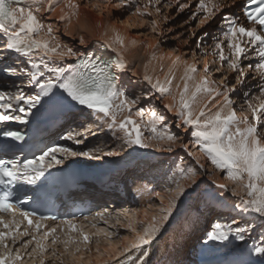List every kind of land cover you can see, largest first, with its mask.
<instances>
[{"label": "snow or ice", "instance_id": "snow-or-ice-1", "mask_svg": "<svg viewBox=\"0 0 264 264\" xmlns=\"http://www.w3.org/2000/svg\"><path fill=\"white\" fill-rule=\"evenodd\" d=\"M160 4L161 0H100L91 7L99 10L111 6L114 9L127 10L132 16L144 18L152 17L153 12L150 9H154L159 15L161 8L157 5ZM173 4L182 12L184 9H191L192 0H168L163 6L172 7ZM253 5L249 11L248 8ZM194 6L195 12L191 13V18L196 19L199 16L198 26H204L221 13L224 7L232 5H226L224 0H196ZM80 7L81 4L76 0H0V73L16 76L26 81L28 86L27 91L24 88L15 92L0 89V123L27 124L40 107L45 104L56 106L67 100L87 111L89 116L94 114L93 123L97 124L98 129L106 128L119 141L116 147L107 151L99 147L78 151L65 145L52 144L45 146L38 155L26 156L22 160L19 157L0 159V214L11 216L10 220H6L4 215H0V264H24L21 249L27 250L34 241L36 246L27 255L33 259L39 256V264H45L44 254L49 246L44 241L56 232L55 227L49 228L41 237L32 235L31 239L22 241L16 247L21 236L29 235L28 228L34 225V230L39 232L44 227L40 221L55 219L41 216L34 222L31 219L35 216L34 212L20 210L25 201L12 202L14 189L19 182L35 184L49 169L63 164L69 157L99 159L101 156H120L123 150L133 146H155L158 150L170 152L179 141V148L186 153L190 162L184 166L178 165L170 178L171 186L166 189L167 204L164 203L165 196L160 192L155 193L160 198L157 214L148 219L149 213L145 209L144 220H138L137 214L126 216V224L116 220V224L133 235L130 238L120 237L118 232L107 233L106 235L116 236L121 245L112 247L111 250L116 251L113 257L110 249L106 248L101 252L97 241V260L108 253L109 259H114L116 264H147L149 252L146 246H150L160 234L185 193L198 184L197 178L207 175L205 165L201 163L197 152L224 179L231 182L233 186L230 191L238 198L235 208L243 215L264 221V0H245L242 5L243 16L246 18L244 22L234 15L222 17L220 34L212 37L214 43L211 52L216 58L212 64L219 65L215 67V72L221 73V79L211 78L208 62L204 63L201 70L195 62L184 61V73L180 77L182 86L176 84L174 93L173 81L176 77L173 68L181 62L180 56L172 60L163 80L159 76L149 75L147 64L144 66L142 80L147 89L142 94L143 98H170L164 108L167 112L174 113L175 128L187 131L188 142H184L180 133L173 131L166 123V115L155 108L146 111L139 106L142 96L129 94L119 83L115 72H122L128 67L125 59L128 45L115 28H112V37H108L107 32L103 33L106 37L103 47L112 53L104 58L78 51L63 43L54 33L52 23H46L47 17L55 14L58 9L57 19L65 24L64 31L67 33L73 19L79 17ZM170 18L164 17L165 20ZM147 22L151 25L152 32L158 31L156 19ZM79 31L77 29L78 33ZM208 35L205 32L197 38L198 48ZM78 43L87 44L83 34L78 35ZM136 43V40L129 41L133 46ZM154 47L158 48L159 43ZM9 52L28 58L24 66L21 67L19 61L9 64ZM33 56H39L40 62L36 63ZM71 58H75L74 66L65 67L56 63ZM152 59H156L155 52L152 53ZM25 68L28 70L25 71ZM229 71L235 74V84L229 81ZM253 73L254 79L258 77L256 92L245 91L244 102L237 109L232 94L238 91L237 85H244L246 78ZM88 134L95 135L91 130ZM0 136L14 141L24 139L19 131L0 130ZM61 138L79 145L84 142L85 136L69 131ZM216 187L229 190L227 184H216ZM151 208L153 204L149 203L148 209ZM18 212L27 221L28 228L23 231L20 230L23 221L16 218ZM97 215L104 219L102 214ZM61 223L68 225L72 232L80 231L82 239L77 242L75 237L67 235V239L61 241L59 236H54L51 244L56 245L60 241L64 245L65 253L73 261L83 260V255L77 256L76 253L81 252L80 243H83L85 250L91 251L87 247L90 236L78 229L72 220ZM92 227L96 225L93 224ZM104 231L98 229L94 235L99 236ZM250 231L252 228L249 221L238 223L233 218L230 223L217 221L206 235L208 240L223 244L232 239L244 242ZM124 241L127 243H123ZM70 244L77 245L72 252H69ZM247 253L264 260V238L253 243ZM51 255L60 259L55 248ZM61 264H64L63 260ZM104 264H108V261H104ZM240 264L251 262L241 261Z\"/></svg>", "mask_w": 264, "mask_h": 264}, {"label": "rangeland", "instance_id": "rangeland-1", "mask_svg": "<svg viewBox=\"0 0 264 264\" xmlns=\"http://www.w3.org/2000/svg\"><path fill=\"white\" fill-rule=\"evenodd\" d=\"M87 1H90V0H79V2L81 4H83V5H85V2H87ZM184 2H187V0H184ZM166 3H168V0H161V4L157 5V7L161 8V12H160L159 15L155 13L154 9H151V11L153 13H155V15H158V31L155 32V33L153 32L155 34L154 35L155 44L159 43V47L162 48V50H164V52H167V51L170 52L171 51L172 53L179 54L178 50H177V48H178L177 44L180 41L185 43V41H186L185 39H187L186 46L183 47V49H182V50H184L186 52V60H187V58L191 59V57L193 55L194 59L197 61V67L202 70L203 69V65H204V63H205V61L207 59V62L209 63L210 68H211L212 77L215 78L216 80L221 79V73L215 72V67H217L219 65L218 64H216V65L212 64V61L216 59L215 57H213L211 55L212 45L214 43L212 37L214 35H219L220 34L219 33V25H220V22L222 20V17L224 15H234V12H236V11L233 9V7H236V5L233 6L231 4V2H228V1L226 2L225 1L224 3L226 5H232V6L224 7L222 12L218 13L210 22H208L204 26H198L199 16L196 19H192L191 18V13L195 12V6L194 5L196 3V0H192V5H191V9L190 10L189 9H184V11H182V12L178 11V8H177V6L175 4H173L172 7H164L163 5L166 4ZM104 10H105V12H108V13L114 12L115 15L117 16V18L120 19V21H123L124 19H127L128 17L131 16V13L129 11L124 10V9H114L111 6H109L108 8H106ZM232 10H233V13H230V12H232ZM165 16H168V17H171V18L168 19V20H165L164 19ZM50 20H51V22L54 21L53 15L47 17V22H50ZM120 21H119L118 24H119L120 27H122L123 25L120 24ZM147 21H141L140 25L129 27V28H131V30H129V33L132 35V37L139 38L136 41L139 42V43L140 42H144L143 44H146V46L148 45L147 42H146L147 37L144 36V34L152 32L150 27H148L149 23ZM185 21H187V23H185ZM120 27L119 28H115V29L119 33L122 34L123 31H121ZM110 28H114V27L112 25H110ZM190 28L191 29L193 28V31H191ZM181 30H186V32L181 33ZM192 32L195 33V35H193ZM205 32H207L209 35H208V37H206L204 39V41L200 44V47L198 48L197 44H196L197 38L200 37ZM60 34H61L62 40H69L70 39V37L67 36L64 33V31H63V33H60ZM148 41H149V39H148ZM77 44H78V40H77ZM144 50L146 51L147 47L146 48L144 47ZM205 53H207V55H205ZM184 59H185V57H184ZM245 63H247V61H245ZM57 64H61V63L58 62ZM165 65H167V64H165ZM61 66H63V65L61 64ZM160 68H161V66H159L158 69H160ZM162 68H163V66H162ZM160 70H158V72H156V73H161L162 74L163 71L162 70L160 71ZM222 71H224V69H222ZM126 74L128 76L125 75V79H123V78L118 76L119 79L121 78L119 80L121 82L120 83L121 86L124 89H126L127 92L129 94H131V95H140V96H142V94L147 89L146 83L142 80V75L140 76V75L136 74L137 75L136 76V75L131 74V72H128V73L126 72ZM227 75L229 77L230 83L231 84H235L236 83L235 74L229 71V72H227ZM254 76H255L254 73L252 75L248 76L246 78V80H245V84L244 85H237V89H238L239 93L232 94V96H235V95L237 96V99H234V101L237 100L235 102V106H236L237 109H239L240 106L244 102L243 93L245 91H249L251 93H255L256 92L258 77L254 79L253 78ZM25 82H23L21 84L24 85ZM142 83H143V85H141ZM173 92H175L174 88H173ZM166 100L168 101V99L160 100V99H157L156 97H151L150 99H146V98H143V96H142V102H141V104L139 106L144 107L146 109V111L149 108H155L156 111L166 115V117H167L166 123L172 128L173 131H176V132L180 133L181 138H182V140L184 142H188L187 131L184 130V129H176L175 128V125H174V113H170V112H167V111L164 110L165 109L164 108V103H166L165 102ZM238 104H239V106H238ZM87 115L89 117L88 120L85 121L82 126H76L75 127L76 128V133H81V134H83L85 136L84 142L82 144L76 145L75 143H73L71 141V143L76 148L75 150H78V151L79 150H91V149H95V148H98V147L99 148H104V149H110V147H113V146H116L117 144H119V141L115 140L112 137V135L107 131L106 128H104L103 130L98 129L97 124L93 123V119L95 118L94 115L93 116H89L88 113H87ZM145 119H147V117H145ZM89 130L94 132L95 135H89L88 134ZM188 131H190V130H188ZM74 147H71V148L74 149ZM190 147H191V145H190ZM148 149L153 151L154 154H155V152L159 153L158 155H154V156L148 158L147 160L145 159L146 162L149 163V165L150 164L153 165V164H156V163L157 164L158 163L159 164L162 163V165H166L167 166L166 171H168V165H169L171 171L169 173H166V174L164 173V175H162V176H164V178H163L164 179V183H162L160 185V182L157 183L158 179L155 178L157 176L153 175L154 172L151 171L150 173H148L150 171V169L147 170V173L145 175L147 177H145L144 180L146 182L149 181L150 184H151L150 189H149L150 190L149 191L150 192V196L147 197V199H145L144 202H146V204L143 202L142 206H145V205H147L149 203H151V204H160V198H158L155 195V193L156 192H160V193L166 194V189L171 186L170 178L172 177L173 173L176 171L177 166L178 165L179 166H184L185 163L190 162L189 158L186 155V153L179 148V141L173 147V151H170V152L169 151H164L162 149L158 150L155 147H151V148H148ZM193 151H196V149H193ZM196 154L199 156L198 152ZM70 158H74L76 160L77 159L78 160L79 159H86L85 157H70ZM200 160H201V163H203L205 165V168L207 170V175H202V176H199L197 178L198 179V184L194 188L189 189L185 193V195L181 198V200L179 201L178 207L174 211L172 217L164 225L162 231L156 237V239L151 243L156 248L155 249V254L157 253L155 255V258H153V259H155L154 260L155 264H169V262L171 260L170 259L171 256L174 253H176L179 248H177L176 243H174V245L172 247H170V248H168L166 250H165L164 246L163 247H160V246H162L163 243H166V244L169 243L170 239H176L177 235H175L176 234L174 232L175 229H173V228L179 227V230H181L182 227H183L184 219L190 212H193L195 210H203V211L211 210L212 209V203L215 202L216 200H218L221 205L225 206V208H222L223 211L219 210L218 212H216V211L212 212L211 219H210L209 222H207L205 224V227H203L204 226L203 225L201 227L197 226L195 228V230H193L192 228L188 229V239L187 240H183V241L180 240V242H182L181 246L182 245H187L190 248L192 246L190 244H191V242H192L191 240L193 238L201 236V233L204 232V231L209 232L211 230L212 226L214 225L213 223H215V221H216L215 219L217 218L216 217L217 214H219V213H228V211L231 213L232 211H234V212H236L237 215H241L239 210L235 208V204L237 203L238 198L233 196L231 191H230L231 187L233 186L231 184V182H229L228 180L224 179L222 174L220 172H218L213 166H211V164L208 161L205 163L202 160L201 157H200ZM137 166L135 168H133L134 170H132L130 172H132L134 174H138V176L135 175L137 177L141 176L142 174H145L144 171L138 170L139 167H137ZM152 176H154V178H155L154 180L155 181H150V177H152ZM128 183H130V182H128ZM152 183H154V184L152 185ZM221 183L222 184H227L229 190L228 191H224V190H221L218 187H216V184H221ZM222 195L228 196L231 201L228 202V203H222L217 198V196H222ZM131 197H133V196H131ZM123 202H125V201H123ZM136 202H138V205H140V203H139L140 201H136ZM164 203L167 204L166 196H165ZM156 209H157V207H156ZM114 212H116V211H112L113 214L111 213V216H110L111 224H110L109 221L106 220L107 223H109V224H108V226L102 227V229H104L105 231L102 232L99 236L106 235L107 233H112V232H118L119 236H121L122 234L126 235V234L130 233V231L127 230L126 228H123L120 225L116 224V220H117L116 217H119V215L117 216L116 214H114ZM107 214L110 215V212H108ZM119 214H121V213H119ZM121 215H123V214H121ZM234 218H235L236 221L240 220V221H237L238 223H244L245 221H249L250 222V227L252 228V231H250L248 233V236L246 237V241H244V242L232 239L229 242H226V243L222 244V243L217 242V241L208 240L209 241V245L211 247H213V249H214L213 251L214 252H218L219 251L218 254H220L221 257H222L221 253H224L225 255H227L228 253L235 255V254L239 253L240 251H242L240 253H243L244 256L247 257L248 256L247 249L253 243L259 242L260 239L264 238V221H262V220H260L258 218L254 219L252 216H247L245 218V220H242L239 217H234ZM232 220H233V218L229 221V223ZM166 225L168 227H170V228H168ZM69 234L71 236H74L77 239V242H80L81 239H82V237H80V236L79 237L75 236L74 233H65V234H63V237L60 240L67 239V235H69ZM64 236H66V237H64ZM107 236L110 237V238L114 237V236H109V235H107ZM204 236L205 235H203L201 237H204ZM49 240H51L50 237H48L47 240L44 241V243L49 246L48 250H50V248L52 249V246H54V245L51 244V241H49ZM59 242L60 241H58L57 244H59ZM92 243H94V241L90 242L91 245H93ZM124 243H127V242L125 241ZM199 244H200V242H199ZM72 245H76V244H70L69 246H72ZM30 247L27 250L31 251L32 247L31 248ZM146 247H147V250L149 252L148 256H151L153 251L149 250L150 246H146ZM201 248H200V246H197V249H199L200 251H201ZM203 248H205V247H203ZM199 250H198V252H199ZM51 252H52V250H50V252L47 253V256L45 258V264H47V262H49V264H54V261H55L56 258L52 257ZM212 254H214V253H212ZM185 255H186V253H185ZM187 259H189V258H187ZM59 261H61V260H59ZM113 263H116L115 260L112 262V264ZM108 264H110V263H108ZM176 264H179V263H176Z\"/></svg>", "mask_w": 264, "mask_h": 264}, {"label": "bare ground", "instance_id": "bare-ground-1", "mask_svg": "<svg viewBox=\"0 0 264 264\" xmlns=\"http://www.w3.org/2000/svg\"><path fill=\"white\" fill-rule=\"evenodd\" d=\"M225 1L226 2L227 1L231 2V4L233 6L234 5L237 6L238 3H239V0H224V2ZM76 2L80 3L79 0H76ZM97 2H100V0H90V1L85 2V5L80 3L81 4L80 10H79L80 11V15H79L78 18H74L73 19L72 26L68 29L67 33L64 31L65 24L63 22H60L57 19V17L59 16V10L57 9L56 13L53 14L54 21L51 22V20H50V22L53 25L54 33L60 38V40L63 43L68 44L69 46H72L74 49H76L78 51L86 52V51H88L91 48L93 43L103 44L104 39L106 38V37L103 36V33L107 32L108 37H112L114 35V33L112 32V28H110V25H112L114 28H119L120 26H119L118 23H119L120 19L117 18V16L115 15L114 12H111V13L105 12L104 9H106V8H101L99 10L93 9L91 7V5L93 3H97ZM151 19H156L157 22H158V15H155V13H153L152 17H144V18L131 15L127 19H124L123 21H120V24L123 25L122 27H120L121 31H123L122 34L121 33L120 34L125 38V43H126V45H128V50L125 53V59L128 62V67H127L126 70H124L122 72L119 71L120 72L119 73V77L125 79V75L128 76L126 74V72L127 73L131 72V74H133V75L137 74V75H140V76L142 75L143 76V74H144V66L147 64L149 75H152L154 77L155 76H159L160 79L163 80L165 74L168 73L169 67L172 65V60L175 59L176 56H180L181 57V62L178 63L173 68V73L175 74V77H176L175 80L173 81V88H174V91H176V89H175V85L176 84H180L182 86V81H181L180 77L184 73V68H185L184 61H187L189 63L195 62L196 64H197V61L194 59L193 55H192L191 59L187 58V60H186V52L184 50H182L183 47L186 46V43L181 42V41H180L181 43L179 42L177 44V46H178L177 50H178L179 54L172 53L171 51L170 52L169 51L164 52V50H162V48L154 47L156 44H155V40H154V35L155 34L153 32H149V33L144 34V36L147 37V39H146V42L148 44L147 46H146V44H143L144 42H140V43L137 42L134 46L130 45L129 44L130 40H134V39L138 40L139 38L132 37V35L129 33V30H131V28H129V27L140 25L141 21H147V20H151ZM46 23H47V19H46ZM148 27H150V29H151V25L150 24H148ZM77 29L80 30L79 33L77 32ZM63 31H64V33L67 36L70 37L69 40H62L60 33H63ZM191 31H193V28L191 29ZM184 32H186V30H181V33H184ZM69 33H71V34H69ZM79 34H83L85 36L87 44H85L84 46L80 45L79 43L77 44V40H78V35ZM148 39H149V41H148ZM185 40L187 41V39H185ZM144 47L145 48L147 47L146 51L144 50ZM153 52H155L156 59H152V53ZM161 57H163V59H161ZM184 57H185V59H184ZM27 59L28 58H23L22 60L25 61ZM32 59L33 60L39 59V56H33ZM58 62L59 61H57L56 63H58ZM74 62H75V58H71V59H66L64 62H59V63H61L65 67H69ZM205 62H207V59H206ZM165 64H167V65H165ZM161 65L163 66V68H162L163 73L162 74L161 73H156V72H158V70L161 69V68L158 69L159 66H161ZM198 78L199 77L197 76V79ZM211 78H213L212 75H211ZM120 79L118 78V80H120ZM213 79H215V78H213ZM23 82H25V81H23ZM119 83H121V82L119 81ZM141 85H143V83ZM237 93H239V91H237L236 93H233V94H237ZM232 98L233 99H237V96L236 95L232 96ZM167 99H168V101L166 100L165 102L169 103L170 102V98H167ZM236 101L237 100H235V102ZM238 106H239V104H238ZM164 110L166 111V109H164ZM114 147H116V146L110 147V149L114 148ZM151 147H155V146H150V147H147V148H151ZM144 149L145 148H141V147H138V146H133V147L127 148L126 150H123L122 154L127 152V150H133V151H136V152H141ZM107 150H109V149H105V151H107ZM158 154L159 153H157V152H155V154H154L153 151H152L151 155L148 156V158H150V157H152L154 155H158ZM198 154H199V157H201L202 160L206 163L207 160L203 157V155L200 154L199 152H198ZM108 157H110V156H101V158H108ZM115 157H118V156H115ZM85 158L86 159H91V158H87V157H85ZM148 158H146V160ZM146 160L144 159V161L141 164H139L138 166L135 165V167L136 166L139 167L138 170H140V171H144V169H146V170L150 169V171L148 173H150L151 171L154 172L153 175L157 176L155 178L158 179L157 183L160 182V185L162 183H164V179H163L164 176H162V175H164V173L166 174V173H169L171 171L169 165H168V171H166V168H167L166 165H162V163H160V164L156 163V164H153V165H151V164L149 165V163H147ZM154 176L150 177V181H155L154 180L155 179ZM138 182H139V180L137 178V179H134L132 182L128 183V185L126 186V192H127V194L129 193L130 197L133 196L136 199V201H140L139 202L140 205H138L135 208L134 207L133 208H129L128 210H123V211L119 210V211L114 212V214H116L117 216L119 215V217H116V219H119L122 224H126L127 220L125 219V217L126 216H131L132 214H137L136 218L138 220H144L145 219V217H144V210L145 209H147L148 213H149L148 219H150L153 214H157L158 211H159V207L158 206L160 204H153V208H151V209H148V204L145 205V206H142V203L145 201V199H147V197L150 196V192H149L150 190L149 189H150L151 184H150L149 181L146 182L145 180L143 182H139V183ZM153 184L154 183H152V185ZM161 195L162 196H166V194H163V193H161ZM217 198L222 203H228V202L231 201L228 196H224V195L217 196ZM144 203L146 204V202H144ZM156 207H157V209H156ZM222 208H225V206L221 205L220 202L218 200H216L215 202L212 203V209L211 210H208V211L207 210L206 211L195 210L193 212H190L185 217L184 222H183V227H182L181 230H179V227L173 228V229H175V231H174L176 233L175 235H177L176 239H170L169 243H167V244L163 243L162 246H160V247L164 246L165 250H166V249L172 247L174 245V243H176L177 248L180 249L181 243H182V242H180V240L183 241V240H187L188 239V229L189 228H192L193 230H195V228L197 226L201 227V226L204 225L203 227H205V224L207 222H209L210 219H211L212 212H214V211L218 212L219 210L223 211ZM112 211L109 210L110 215H111ZM119 213H123L124 216L119 214ZM110 215L106 214L107 217L110 216ZM216 217L217 218L215 219L216 220L215 223L217 221L229 222L234 217H239L240 219L245 220V218L247 216L243 215L242 213H241V215H237L236 212H234V211H232L231 213L228 211V213H219V214L216 215ZM105 220L109 221L110 224H111L110 218H108V219L105 218ZM237 221H240V220H237ZM99 228L100 227H96V228L90 229V232H91V233H89L90 242L94 241V243H92L93 245H91L89 243L87 247L89 249H91V251L85 250L83 243H80L81 252L80 253H76V255L77 256L83 255V257H84L83 260L73 261L72 257L70 255H68V253H65L64 245L61 242H59V244H56V245L52 246V249L55 248L56 252H57V255L60 256V259H58V260L55 259L54 264H61V261H59V260H63L64 264H104V261H106V260L109 261L108 263L112 264L114 259L110 260L108 253H106L105 255L101 256L100 260L96 259V257H97V253H96L97 241H99V246H100L101 252H104V250L106 248L110 249V254L113 257H115L116 251H112L111 249H112L113 246L121 245V241H119L117 239V237H115V236L113 238H110L107 235H101V236L94 235ZM168 228H170V227H168ZM100 229H102V227ZM204 232L206 233L207 231H204ZM205 233H204V235H205L204 237L199 236V237L193 238L194 240L192 239L191 240L192 242L190 244V245H192L191 247H193L195 249H196L197 246H200V248L203 246L205 248L202 247L201 251L198 249L200 253L197 251L198 253L195 252V253H197L196 255H191L190 254L189 257H187V258L192 259L194 261L195 260L199 261L201 259L202 261H206L207 263L210 262L213 259L215 261H217V262H220L223 257H221L220 254H218L219 251L218 252H214L213 251L214 249H213V247H211L209 245V241L207 239V235L206 234L208 232L206 234ZM74 234H75V236L79 237L76 233H74ZM132 235L133 234L130 232L129 234H126V235L122 234L120 237L129 236L131 238ZM64 237H66V236H64ZM61 241H63V240H61ZM199 241H200V244H199ZM30 246L33 248L36 245L32 244V245H29V247ZM76 246L77 245L69 246V252L74 251ZM155 249L156 248L153 246V244H151L149 250H152L153 252H152L151 256L147 257V264H155V262H154L155 259H153V258H155V255L157 254V253L155 254ZM50 250H48L44 254V258H46L47 253H49ZM116 250H119V249L117 248ZM178 250H177L176 253L185 255L184 249H182L180 251H178ZM29 251L30 250L21 249V252L24 255V264H39L40 257L36 256L35 259L29 257L27 255V252H29ZM240 252H242V251H240ZM240 252L235 254V256L240 257L242 259V261H244V262L250 261L251 264H264V260H260L259 257H256V256L252 257V256L248 255L247 256L248 258H247V257L244 256L243 253H240ZM62 253H63V255H61ZM176 253H174L171 256V258H170L171 260H170L169 264H176V263L180 264L181 260L176 257V255H175ZM212 253H214V254H212ZM179 254H178V256H179ZM47 264H49V262H47ZM113 264H116V263H113Z\"/></svg>", "mask_w": 264, "mask_h": 264}]
</instances>
